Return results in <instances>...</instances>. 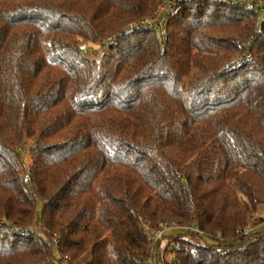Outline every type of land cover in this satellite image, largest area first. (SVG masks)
<instances>
[{"label": "trees", "instance_id": "trees-1", "mask_svg": "<svg viewBox=\"0 0 264 264\" xmlns=\"http://www.w3.org/2000/svg\"><path fill=\"white\" fill-rule=\"evenodd\" d=\"M263 224L264 11L0 0V264H264Z\"/></svg>", "mask_w": 264, "mask_h": 264}, {"label": "built area", "instance_id": "built-area-1", "mask_svg": "<svg viewBox=\"0 0 264 264\" xmlns=\"http://www.w3.org/2000/svg\"><path fill=\"white\" fill-rule=\"evenodd\" d=\"M245 2H246L247 6L254 8L255 10H257L259 12L264 11V7H263L264 0H245ZM170 3H171V1L170 2L169 1L164 2V4L160 7V11L162 12L165 10H169L171 8ZM149 22H150V20L147 18L142 20V23H149ZM165 23H166V17L159 18L158 27L160 28L162 34H164V32H165V29H164ZM100 44H102V45H99V46H101V48L100 47L99 48L102 50L103 42L101 41ZM101 50H95L94 52L91 51L90 54H92L93 56H98L100 54ZM83 51H84V53H87V48L84 47ZM163 232H164L163 230H158V231L152 230L150 232V234L154 238V240H157V239H160L163 237Z\"/></svg>", "mask_w": 264, "mask_h": 264}, {"label": "rangeland", "instance_id": "rangeland-1", "mask_svg": "<svg viewBox=\"0 0 264 264\" xmlns=\"http://www.w3.org/2000/svg\"><path fill=\"white\" fill-rule=\"evenodd\" d=\"M160 9V8H159ZM102 40H97L94 44H91L89 47L92 48V51L94 52L95 50H101V46L99 45H102L100 44ZM103 42V41H102ZM100 47V48H99ZM28 145H29V142L28 141H25L19 148H18V151L19 153L21 154L22 158H23V161L25 164L29 163L30 159H29V150H28ZM260 228H264V224L262 225V227Z\"/></svg>", "mask_w": 264, "mask_h": 264}, {"label": "water", "instance_id": "water-1", "mask_svg": "<svg viewBox=\"0 0 264 264\" xmlns=\"http://www.w3.org/2000/svg\"><path fill=\"white\" fill-rule=\"evenodd\" d=\"M82 49L84 48V46L81 47Z\"/></svg>", "mask_w": 264, "mask_h": 264}]
</instances>
